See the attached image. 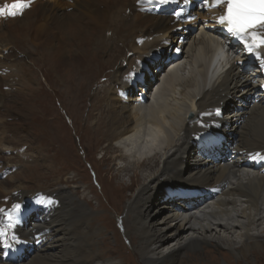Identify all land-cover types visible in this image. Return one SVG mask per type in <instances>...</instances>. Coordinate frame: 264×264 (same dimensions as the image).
<instances>
[{"label":"bare ground","instance_id":"obj_1","mask_svg":"<svg viewBox=\"0 0 264 264\" xmlns=\"http://www.w3.org/2000/svg\"><path fill=\"white\" fill-rule=\"evenodd\" d=\"M167 1L36 0L21 14L0 17V206L9 207L29 193L31 196L41 192L16 170L18 165H25L22 168L26 169L28 160L24 158L31 156L22 153L15 164L5 163L1 150L4 145L12 147L20 134L29 139L22 128L10 125L12 120L20 124L25 121L26 115L19 112L23 107L17 100L33 97L34 101L28 104L32 111L37 98L45 102L43 85H32L37 79L33 74L41 75L44 85H51V81L59 80L57 75L60 77L67 65L75 62L78 67L65 69L66 80L70 79L80 66L89 64L92 56L107 53L110 43H121L122 49L132 53L119 64L114 56L104 62L114 69L107 75L105 95H94L95 105L90 113L94 119L92 133L104 142L103 157L113 149L120 153L114 158L117 164L121 163L114 168L115 178L120 177L118 184L123 177L130 180L132 170H140L138 187L134 191L125 189L130 197L116 205L123 206L126 212L123 232L125 228L142 264H181L180 256L186 261L202 260L200 248L212 244L237 261L247 260L250 251L259 250L264 242V230L259 229L264 223V177L244 168L240 163L242 155L229 161L226 154L229 150L238 154L264 149V79L259 75L254 78L256 70L251 68L241 72V67L234 65L237 58L229 62L227 56L215 55L211 61L213 51L221 47L218 38L222 30L216 24L222 14L220 6L208 7L204 0ZM6 5L10 6L8 0ZM174 7L184 10L183 19L173 18ZM124 21L125 29L130 27L132 31L127 40L121 34ZM188 35L191 37L186 41ZM181 37L185 42L180 41ZM175 44L185 49L183 58L172 55V51L169 54L170 46ZM16 49L28 61L17 60ZM121 50L114 52L118 55ZM231 51L234 54L239 50ZM259 51L264 55V47ZM255 56L247 53L238 63L250 67L256 62ZM50 62L57 72L50 73ZM91 72L93 76L95 71ZM134 88H138L135 93ZM64 89L72 98L82 92L77 83ZM68 90L73 94L69 95ZM218 100L220 115L215 117ZM188 113L191 118L186 121ZM33 116L44 119L42 126H47L46 116L34 112ZM71 119L74 124L76 119ZM204 131L212 135H203ZM49 145L58 152L54 141ZM27 151L35 153L32 162L44 169L49 167L48 161L36 154L33 144ZM178 190H185L193 199L189 194H177ZM53 192L59 207L49 218L43 210L33 215L32 223L21 222L20 258L0 264L119 263L93 251L91 235L98 228H90L93 221L88 225L93 213L86 198L75 197L67 189ZM14 193L15 196L7 197ZM172 244L168 252L160 251Z\"/></svg>","mask_w":264,"mask_h":264},{"label":"rangeland","instance_id":"obj_2","mask_svg":"<svg viewBox=\"0 0 264 264\" xmlns=\"http://www.w3.org/2000/svg\"><path fill=\"white\" fill-rule=\"evenodd\" d=\"M126 25L127 24L124 21L121 26L122 28H124L121 34L124 36L125 40L129 39L132 34L130 27H127L125 29ZM187 37L188 38L186 39V41H188L191 36L188 35ZM15 41L17 40H14V42ZM182 42H185L184 38ZM13 44L11 45V48H13ZM110 44L107 53H105L103 56L100 53L97 54V56H92L89 64H86V66L83 67L80 66L79 70L75 71L72 76L69 77L70 79L66 80L65 69L69 67H78L75 62H73L72 65H67L60 75L61 78L57 75L56 78H58L59 80L57 81L56 78H54V81H56L55 83L51 81V85H44V78L37 73L33 74L37 79L33 80L32 85L34 86V88L39 87V83L43 85V90L47 95L43 96L45 102L43 101V99L41 100L37 98V103H34L36 107L32 111V109L28 107V104L34 101L33 97L30 98L28 96V98L23 97L22 99L17 100V103L23 107V111L20 110L19 112L26 115L25 121L20 124L18 121L12 120L10 122V125L14 129L22 128V131H24L29 139H23L22 137L24 135L20 134L19 136H17L18 140H14L15 146L13 145L12 147H6L4 145V148H1V150L4 151L2 159L5 161V163H8L10 161L13 162L12 164H15L17 160L19 161V158H22V153H24L25 156H31L24 158V160H28V163L25 161V163H27L28 165L26 169L22 168L25 165H22V167H20V165L16 166V168H18L16 170L19 173H24L23 179L26 182L33 185V187H36L39 191L54 193L53 190L67 189L73 192V195L75 197L86 198L88 208L93 213V218L92 220H90L91 222H88V225L93 221L92 227L90 228H98L97 232L94 235H91L90 240L94 252L96 251L101 253L103 259L109 258L114 261L117 260L119 262L117 264H142L137 252H135L133 248L134 244L132 239L125 234V228L123 232L122 223L126 222V219H124L126 212L125 210H123V206H116L122 205V203L128 200V198L130 197V192L125 191V189L129 191L131 189L132 191H134L138 187L139 183H137V180H139L140 170H137V172H134V170H132L133 175L131 177L129 176V178L132 182L134 180L133 183H131L127 177H125L127 179L123 177V182L125 184L123 182H120L118 184V182L120 181V177L115 178L116 176L114 168L115 165L120 166L121 163L117 164L114 161V158L120 153L116 149H113V151H110L105 157H103L102 148L104 147V142L99 141V139H97L92 133L94 119L92 118L91 113L92 107L93 105H95V100L93 97L94 95H102L103 93L105 95L106 89L108 88L109 76L114 69V66H108L106 65V63L104 64V62H106L109 56H114L117 57L116 62H118L119 64L123 57H128V55L132 53L131 51H128L127 48H125V50L122 49L121 43H116L115 45L114 43ZM185 44L186 43H184V45ZM120 46L121 48L118 49ZM115 49H117V52L122 49L121 53L117 55L114 52ZM14 51H16L15 58L17 60L22 62L26 60L22 51L17 49ZM170 51H172V49H170ZM179 51H183L182 54H179V56L183 58L185 49L182 50L180 48ZM48 62L49 60H47L45 63L47 67ZM52 62H50V73L57 72L56 67L52 64ZM123 65H125V62H123ZM99 66L103 69V73H100ZM92 70L95 71L93 76L91 72ZM108 74L109 76H107ZM91 78L93 82H90ZM58 82L60 83V85H58ZM70 83L80 84L82 92L85 93L83 97L82 92H79V95L75 96L74 98L68 97V95L66 94L67 89L64 88H66ZM2 89L5 90L6 87L2 86ZM137 89L134 88L133 93H135ZM68 93L69 95H72L73 91L68 90ZM176 96L180 98L178 95H175V98H177ZM41 108L43 109L40 111ZM33 112L41 113L46 116V125L48 127L46 126L44 128L42 124L45 120L43 119V121L40 119H36L33 116ZM51 114H53V116ZM71 116L76 119L74 124L72 123ZM190 118L191 115L190 113H188L185 117V120L188 121ZM100 139L102 140L103 138L100 137ZM51 140L54 141L55 146L57 147V149H59L58 152L50 147L49 142ZM60 140L62 143H60ZM66 140L68 141V143ZM16 143L18 145H23L24 147L22 146L20 148L18 145H16ZM29 143L34 145L36 154L40 155L44 160H46V162L48 161V168L44 169L39 163L32 162L33 157H35V153L27 151V149H30ZM24 148L25 150H23ZM98 149L100 150V153ZM39 166L41 168H39ZM92 166H94V169L98 174V179L96 178L95 171L93 170ZM8 175H10V172H8ZM16 178H20V175H17ZM130 183L131 185H128ZM2 192L6 193L4 191ZM111 192L114 194V196ZM30 194L31 193H29V195ZM15 195L16 194L14 193L13 195L7 197H13ZM120 208H122V212ZM263 225L264 223L259 226L260 230H264ZM262 236H264V234ZM173 244L169 245V247L161 249L160 251L163 253L168 252L167 250L172 248ZM96 245H98L99 247L97 248ZM102 245L104 246L103 250L101 249ZM214 246V244H212V246H205L204 248H200L199 246L201 250L199 254H202L203 256L202 260H199L198 258H190L189 261H186L185 257L180 256L178 262L181 264H264V242L260 245L261 247L259 250L253 249L252 251H250L249 258H247V260L239 261L229 255V253L223 248L214 249ZM189 254L190 253H188L187 255ZM207 260H209L211 263L207 262Z\"/></svg>","mask_w":264,"mask_h":264},{"label":"snow or ice","instance_id":"obj_3","mask_svg":"<svg viewBox=\"0 0 264 264\" xmlns=\"http://www.w3.org/2000/svg\"><path fill=\"white\" fill-rule=\"evenodd\" d=\"M161 3L167 0H160ZM188 3V0H184ZM31 0H18L9 5L0 7V17H14L29 7ZM208 7L220 6L222 14L218 16L216 22L226 27L227 32L238 39L249 54H255L256 58L264 64V55L258 49L264 47V0H204ZM181 13L177 12L179 18ZM20 205H13L12 211H16ZM7 218L6 227L0 228V236H7V228L14 226L11 211L0 209ZM15 239V236H13Z\"/></svg>","mask_w":264,"mask_h":264}]
</instances>
